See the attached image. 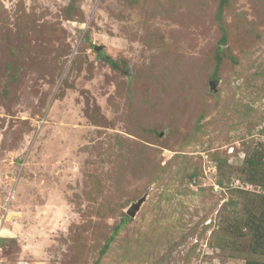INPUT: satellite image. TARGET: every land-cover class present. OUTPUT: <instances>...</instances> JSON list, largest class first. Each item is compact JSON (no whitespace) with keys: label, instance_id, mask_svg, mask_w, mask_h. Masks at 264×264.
Wrapping results in <instances>:
<instances>
[{"label":"rangeland","instance_id":"obj_1","mask_svg":"<svg viewBox=\"0 0 264 264\" xmlns=\"http://www.w3.org/2000/svg\"><path fill=\"white\" fill-rule=\"evenodd\" d=\"M3 230L0 264H264V0H0Z\"/></svg>","mask_w":264,"mask_h":264},{"label":"trees","instance_id":"obj_2","mask_svg":"<svg viewBox=\"0 0 264 264\" xmlns=\"http://www.w3.org/2000/svg\"><path fill=\"white\" fill-rule=\"evenodd\" d=\"M131 220L130 217L126 216L122 219V221L119 223V225L115 228L113 234L109 237L107 244H106V248L109 246V244L114 240V237L117 236L119 234V232L121 231V229L126 226L128 224V222ZM257 247H258V251H254L255 253H259L260 255H264V239L262 241H260V239L257 240ZM106 249H104L105 252ZM247 264H263V263H258L256 261H248Z\"/></svg>","mask_w":264,"mask_h":264},{"label":"water","instance_id":"obj_3","mask_svg":"<svg viewBox=\"0 0 264 264\" xmlns=\"http://www.w3.org/2000/svg\"><path fill=\"white\" fill-rule=\"evenodd\" d=\"M98 49L99 50H102V47H99ZM138 206H139V204L133 205V207L130 209V211L128 212V214L130 215V217L134 215V212H135V210L137 209ZM3 232H2V235L3 236H8L9 239H7V241H6L5 244H1L0 243V248H4V247L10 245L12 243V241H10V240H12V239L15 238V234L13 232L8 231V230H3Z\"/></svg>","mask_w":264,"mask_h":264},{"label":"flooded vegetation","instance_id":"obj_4","mask_svg":"<svg viewBox=\"0 0 264 264\" xmlns=\"http://www.w3.org/2000/svg\"><path fill=\"white\" fill-rule=\"evenodd\" d=\"M6 241H7L6 238H4V237H0V243H1V244H5Z\"/></svg>","mask_w":264,"mask_h":264}]
</instances>
